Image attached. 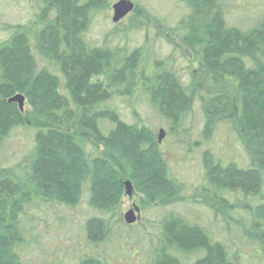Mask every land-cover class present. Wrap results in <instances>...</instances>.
Listing matches in <instances>:
<instances>
[{
	"label": "trees",
	"instance_id": "1",
	"mask_svg": "<svg viewBox=\"0 0 264 264\" xmlns=\"http://www.w3.org/2000/svg\"><path fill=\"white\" fill-rule=\"evenodd\" d=\"M111 1L43 0L35 20L8 27L0 43V148L14 132L34 131L22 161L0 160V264H28L24 220L32 210L75 208L84 193L96 214L83 228L92 251L73 264H111L99 248L116 232L127 181L141 208L173 209L158 221L152 264H242L247 248L264 261V16L243 31L228 25L227 0H179L188 13L165 30L196 57L201 77L185 81L146 46L120 44L150 24L136 8L111 32L118 43L90 42L94 16ZM16 95L22 111L8 103ZM118 101L132 110V123ZM133 103L156 114L176 144H190L195 103L204 138L222 124L236 134L249 166L203 151L201 181L189 193V206L210 214L213 227L179 212L185 187ZM236 246L240 253L231 252Z\"/></svg>",
	"mask_w": 264,
	"mask_h": 264
},
{
	"label": "rangeland",
	"instance_id": "2",
	"mask_svg": "<svg viewBox=\"0 0 264 264\" xmlns=\"http://www.w3.org/2000/svg\"><path fill=\"white\" fill-rule=\"evenodd\" d=\"M43 0H0V43L8 37V27L28 24L35 20L39 13ZM119 0H112L109 9L94 16L88 39L94 45H115L118 37L111 36V32L118 27L123 30L133 11L119 23L112 22V5ZM143 15L149 18L150 24L146 31L141 30L128 34L125 40L120 39L122 46L136 48L146 46L150 53L160 60L171 64L185 81H198V61L177 38L165 30L172 28L179 20L187 15V10L179 0H129ZM225 18L230 26L248 30L257 20L264 16V0H227L224 6ZM141 122L153 129L157 135L158 131H164L161 141V150L177 178L185 187V193L181 200L180 213L191 221L205 222L212 226L210 214H206L201 207H190V194L192 188L201 181L202 167L201 157L203 151H209L224 162L233 160L240 167L249 166L247 156L234 134L227 125H219L206 138L202 135V120L198 104L193 107L190 119V133L187 135L188 147L176 144L172 136H167L165 124L150 109L143 104H134ZM116 110L122 115L127 123L133 122L131 109L124 101L115 104ZM22 111V110H21ZM33 129L31 127L18 130L6 140L0 148L1 163L13 166L22 161L31 151L33 146ZM178 139V138H177ZM140 196L132 193L131 197L123 196L119 215L112 219L115 231L107 243L99 248V254L105 256L111 264H152L151 251L157 247L158 221L173 209L141 208ZM52 208V209H51ZM40 207L32 210L26 217L28 234L26 260L28 264H73L85 251H92L87 245L83 228L85 222L96 214L89 210L87 205V194L82 195L79 205L75 208L65 209L61 207ZM135 212L136 222L126 225L123 216L130 210ZM179 210V209H178ZM183 210H185L183 213ZM119 216L121 222L118 221ZM203 223V224H205ZM221 222L217 224L216 230L223 231ZM215 230V229H213ZM220 231H217L220 233ZM114 233L116 235H114ZM229 242H234L232 237ZM236 243V242H235ZM234 243V244H235ZM248 249V248H247ZM240 250L237 246L231 250L232 253L242 252V264H264L258 259L259 252L255 255L250 250ZM240 250V251H239Z\"/></svg>",
	"mask_w": 264,
	"mask_h": 264
},
{
	"label": "water",
	"instance_id": "3",
	"mask_svg": "<svg viewBox=\"0 0 264 264\" xmlns=\"http://www.w3.org/2000/svg\"><path fill=\"white\" fill-rule=\"evenodd\" d=\"M134 10V5L129 0H119L112 5V22L117 24L127 15H129ZM8 103H14L18 106V109L21 111L23 109L24 98L21 95H16L8 100ZM164 137V131L160 129L158 131V142H161ZM125 195L128 197L132 196V187L130 182L124 183ZM137 209L130 210L123 216V221L126 225H132L136 222V216L134 215L137 212Z\"/></svg>",
	"mask_w": 264,
	"mask_h": 264
}]
</instances>
